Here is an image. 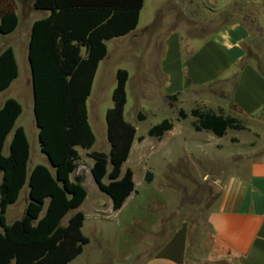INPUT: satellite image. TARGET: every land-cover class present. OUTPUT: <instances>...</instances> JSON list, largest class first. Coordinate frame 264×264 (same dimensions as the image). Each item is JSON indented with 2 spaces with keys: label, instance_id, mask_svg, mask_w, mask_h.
Returning a JSON list of instances; mask_svg holds the SVG:
<instances>
[{
  "label": "trees",
  "instance_id": "16d2710c",
  "mask_svg": "<svg viewBox=\"0 0 264 264\" xmlns=\"http://www.w3.org/2000/svg\"><path fill=\"white\" fill-rule=\"evenodd\" d=\"M47 14L31 25L27 58L33 93V112L41 151L53 167L37 163L27 173L30 146L23 126L16 125L21 104L8 97L0 106V264H67L82 252L88 237L82 232L84 214L77 208L87 190L81 177L70 178L78 167V147L92 159L89 171L98 188L112 201L114 211L136 192L130 167L122 172L136 135L135 126L123 115L128 71L118 68L113 105L106 110L108 152L88 150L95 135L87 117L86 99L98 63L107 54L106 40L125 35L137 26L143 0H31ZM18 25L16 0H0V34ZM18 75L11 46L0 51V92ZM175 98L168 96L169 104ZM192 126L222 136L227 128L243 129L241 121L222 109L195 107ZM181 118L187 112L179 109ZM139 120L144 118L137 112ZM163 118L147 134L161 137L172 128ZM11 134L8 153L4 144ZM143 135H139L141 140ZM152 173L145 171L149 181ZM107 177L108 181H104ZM28 201L20 218L8 223L6 210L15 202L25 182ZM75 210L62 223L63 217ZM43 211V213H42Z\"/></svg>",
  "mask_w": 264,
  "mask_h": 264
},
{
  "label": "rangeland",
  "instance_id": "374dc122",
  "mask_svg": "<svg viewBox=\"0 0 264 264\" xmlns=\"http://www.w3.org/2000/svg\"><path fill=\"white\" fill-rule=\"evenodd\" d=\"M30 2L16 0L18 25L12 32L0 34V51L11 46L18 64V76L8 89L0 92V106L7 97H13L21 104L22 111L16 125L23 126L25 130L30 146L29 164L43 163L51 167L40 149L27 60L28 24L44 11L34 9L25 14ZM226 13L231 16L226 20L239 18L247 21L251 30L248 56L264 71V0H143L136 29L152 23L149 32L160 38L174 26L181 35L193 37L195 42H199L212 30L215 21ZM123 40H107L108 56L101 60L86 99L88 122L95 135V141L88 150L108 152L110 149L105 115L107 108L113 105L112 93L118 68L128 71L124 118L135 126L137 135L147 134L149 127L163 118H169L174 124V128L166 135L171 143L166 145V141H161L156 144L150 151V160L132 152L124 161L122 172L127 167L133 170L137 192L118 212L111 211L110 197L98 188L91 173L86 175L83 185L87 195L79 210L84 214L82 232L89 240L83 246V252L68 264H134L140 250L144 253L150 250H145L146 245L151 244L149 241L161 238L179 219L188 222L190 243L193 246L194 239L203 233L208 236L204 221L213 199L214 178L226 177L248 149L244 140L236 142L230 139L234 135L247 137L248 133L244 129L227 128L221 137L209 130L194 132L192 122L196 117L189 111L186 117L181 118L177 109L179 106L169 107L160 98L157 87L162 94L163 90L158 80L146 78L150 67L152 69L158 60L159 45L153 42L147 48L143 46L142 39L135 48L131 42L129 55L125 45L121 46ZM138 57H142L144 66L141 73ZM143 72L146 74L145 84L150 82L147 87L144 85V92L139 84L144 78ZM151 82L157 87L152 86ZM146 92L153 98L146 97ZM139 110L144 113L141 120L137 118ZM261 112L259 110L256 114ZM239 120L242 123L245 118L240 117ZM261 128L264 131V125ZM175 141L179 146L177 148ZM212 142L221 145L216 146ZM78 150H82L83 173L89 170L92 159L86 155L87 149L78 147ZM146 170L152 173L149 181L144 178ZM104 181H108L107 177H104ZM23 193L9 207L6 213L8 223L20 218L24 208ZM72 213L73 210L63 217V224Z\"/></svg>",
  "mask_w": 264,
  "mask_h": 264
},
{
  "label": "crops",
  "instance_id": "0c3cea01",
  "mask_svg": "<svg viewBox=\"0 0 264 264\" xmlns=\"http://www.w3.org/2000/svg\"><path fill=\"white\" fill-rule=\"evenodd\" d=\"M28 8L25 9V14L34 10L31 2ZM43 11L42 15L32 18L28 24V43L33 21L48 12ZM215 22L212 30L200 38L199 42H195L193 37L186 38L184 34L181 35L177 28H173L174 26L165 31L162 37L157 38L149 32L152 23L141 29L135 28L125 35L108 39H124L121 46L125 45L129 55L131 42L135 48L142 39L143 46L147 48L153 42L159 45L156 64L152 69L150 67L147 75L143 72L144 78L139 83L143 92L146 90L144 85L150 83L145 84L146 75V78L158 80L163 94L153 82L151 85L158 88L160 98L169 107L176 105L179 106L178 111L183 109L185 112L195 107L214 111L222 109L238 119L244 117L243 129L248 133L247 137L231 136L232 141L244 140L248 149L240 156L238 162H235V168H231L232 171L226 177H215L213 180V199L208 206L204 221L208 236L201 233L200 237L194 239L192 246L190 226L185 220L179 219L161 238L149 241L151 244L146 245L145 250H150L144 253L141 249L134 264H264V131L261 128V125H264V71L248 56L247 46L250 43L251 30L247 21L239 18L228 20L220 18ZM107 56L108 48L105 57ZM138 63L141 73L144 69L142 57H138ZM174 94L175 98L171 100L170 105L168 96ZM145 96L153 98L147 92ZM189 102L190 105L187 104ZM259 110L262 112L257 115L256 112ZM173 128L174 124L161 137L140 134L143 135L141 140L136 133L129 155L134 152L137 156L142 155L149 159L150 151L156 144L161 141H166V145L171 143L166 135ZM200 131L202 130L194 129V132ZM190 136L192 137L193 134L191 133ZM8 137L7 150L4 144L5 154L8 153L11 134ZM212 143L216 146L221 145ZM174 145L175 148L179 147L176 141ZM79 152L78 167L70 174V178L75 179L76 176H80L81 183L84 184V179L90 171L82 173V150ZM35 164L37 163L29 164L28 159V174ZM28 190L26 181L19 192V196L24 192L22 214L28 201ZM136 192H132L115 212L122 210L131 195ZM19 196L15 202L8 205L6 213L9 207L18 201Z\"/></svg>",
  "mask_w": 264,
  "mask_h": 264
},
{
  "label": "flooded vegetation",
  "instance_id": "af4514ba",
  "mask_svg": "<svg viewBox=\"0 0 264 264\" xmlns=\"http://www.w3.org/2000/svg\"><path fill=\"white\" fill-rule=\"evenodd\" d=\"M228 14H229V13H226L224 16H221L220 18H224V19H225V18H227V17H231V16H229ZM220 18H219V19H220ZM245 21H246V20H245Z\"/></svg>",
  "mask_w": 264,
  "mask_h": 264
},
{
  "label": "water",
  "instance_id": "95a60500",
  "mask_svg": "<svg viewBox=\"0 0 264 264\" xmlns=\"http://www.w3.org/2000/svg\"><path fill=\"white\" fill-rule=\"evenodd\" d=\"M46 157H47V155H46ZM47 159H48V162H49L50 166L53 167L48 157H47Z\"/></svg>",
  "mask_w": 264,
  "mask_h": 264
}]
</instances>
